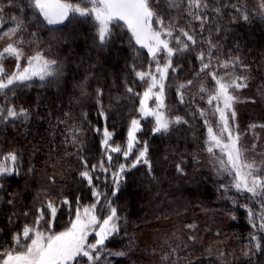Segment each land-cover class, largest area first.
Returning <instances> with one entry per match:
<instances>
[{
    "label": "trees",
    "instance_id": "16d2710c",
    "mask_svg": "<svg viewBox=\"0 0 264 264\" xmlns=\"http://www.w3.org/2000/svg\"><path fill=\"white\" fill-rule=\"evenodd\" d=\"M18 3L23 6L25 0ZM240 3L252 13L248 21L236 19L234 11L225 8L219 20L210 19V26L219 45V58L239 56L247 65L248 87L240 90L238 102L239 131L244 133L242 143L251 144L255 134L264 131L261 127L249 129L251 124H264V16L257 12V0ZM0 6H5V0H0ZM12 16L23 18L26 25L23 36L30 43L24 46L25 56L40 50L61 63L63 75L51 83L36 79L30 87L21 85L6 96L0 95V107L23 108L30 113L26 120L0 119V162L9 153L17 155L15 166L8 162L11 174L0 176V243L5 246L11 245L14 230L33 223L37 209L49 199L59 205L67 197L73 209L77 199L81 206L95 202L79 173L81 158L89 167L102 159L106 162L101 146L105 121L99 115L97 89L103 93L100 100L108 115L107 127L114 131V140L124 145L131 118H139V97L130 95L126 88L132 86L142 93L144 84L137 80L133 68L146 70L151 63L147 52L130 42L126 29L117 27L111 42L101 50L90 18L85 22L77 16L62 25L48 26L30 9L21 13L18 8L6 7V14L0 16V34L15 27ZM7 42H0V48ZM173 60L179 68L175 73L170 71L165 104L170 116L181 115L188 123L173 126L168 134L154 135L152 118L141 120L142 131L137 136L150 145L153 173L149 175L143 166L133 169L116 196L111 195V174L93 173L94 185L113 201L121 217L120 231L103 249L125 253L114 264H264V250L256 251L257 241L252 239L256 236L264 249V231L258 230L259 202L235 189L225 192L231 177L217 174L216 162L205 150L207 129L196 109H209L200 99L198 84L201 78L210 83V77L206 73L196 76L200 62L195 52L178 54ZM3 63L9 72L15 71L14 59ZM188 79L194 84L185 89L182 104L176 87ZM81 84L86 95L81 93ZM208 119L213 125L217 122L215 116ZM73 128L78 130L75 144ZM112 155L113 169L129 162L119 154ZM177 163L182 164L183 174L176 171ZM104 202L102 197L97 205L101 218L107 215ZM250 209L256 216L254 221L249 219ZM13 215L15 222L10 224L8 217ZM73 218L74 212L70 215L68 206L60 205L53 230H64ZM42 227H46L43 222Z\"/></svg>",
    "mask_w": 264,
    "mask_h": 264
},
{
    "label": "snow or ice",
    "instance_id": "6c2138e0",
    "mask_svg": "<svg viewBox=\"0 0 264 264\" xmlns=\"http://www.w3.org/2000/svg\"><path fill=\"white\" fill-rule=\"evenodd\" d=\"M6 7L8 10L18 8L21 13L25 8L30 9L33 16L41 17L42 22L48 26L62 25L77 16L85 18V22L90 18L94 21L96 30L94 39L98 41L101 50L111 42L117 27L126 29L130 34V42H134V46L139 49L146 50L151 63L146 70L133 68L137 80L144 84L143 92H136L132 86L126 88L130 95L139 97L136 109L139 118H131L124 145L114 140V131L107 127L108 115L100 100L103 93L97 89L99 115L105 121L101 146L106 162L102 159L89 167L87 160L81 158L83 168L79 173L91 188L95 202L81 206L77 199L73 209V202L67 197L59 205L49 199L43 207L37 209L38 215L32 224H24L21 229L13 231L11 245L0 243V264H82L85 258L86 264H95L100 259L99 251L104 248L106 241L120 231L121 217L113 201L94 185L93 173L111 174L112 196L119 193L127 174L138 166L145 167L148 174L152 175L150 145L137 136L142 131L141 120L152 118L154 135L168 134L173 126L188 123L181 115L168 114L165 90L170 71L175 73L179 68L173 57L191 52L196 53V59L200 62L196 76L201 77L202 73H206L211 80L207 83L201 78L198 84L200 99L205 100L209 106L208 110L199 107L196 109L207 129L205 150L218 165L217 174L231 177V184L225 187V192L235 189L237 193L247 194L248 199L259 202L261 212L258 230L264 231V160L257 161L248 155L255 150L256 144L246 148L241 142L244 133L239 131L236 124L235 104L241 101L235 93L248 87V68L239 56L223 60L219 58L216 54L219 45L212 38L214 29L210 26V19L219 20L225 15V8L232 9L236 19L248 21L252 13L246 9V5L240 3V0H25L21 6L18 0H5V6H0V16L6 14ZM255 7L258 14L264 16V0H257ZM211 13H215V16H211ZM12 20L16 22L15 27L0 34V42L5 39L8 41L0 48V95L5 96L21 85L32 86L30 82L33 80L51 83L63 75L61 63L48 58L42 51L37 50L32 55L25 56L24 46L30 41H26L23 36L26 30L24 19L12 16ZM206 31L209 33L207 37L204 35ZM8 58L16 61L15 71L9 72L6 69L3 61ZM22 60L26 64L22 65ZM193 84L194 80L188 79L177 85L180 103H185V89ZM80 88L82 95H86L85 85L81 84ZM153 100L155 104L150 106L149 102ZM29 115L28 110L23 108L0 107V119L26 120ZM209 116L217 117L215 125L210 122ZM256 127L264 128V124L249 125L250 130ZM95 131L101 132V129L96 128ZM77 135L78 130L73 128L74 144L77 143ZM113 153L129 162L120 163L113 169ZM8 162L15 166L17 155L9 153L4 157V162H0V176L11 174ZM176 171L183 174L181 163H177ZM95 179L99 180L100 177L96 176ZM102 197L105 201L103 207L107 209L104 218L99 216L97 208ZM60 205H67L70 215L74 212V218L64 230L54 231L53 223ZM248 215L250 220L256 219L251 209ZM8 222H15L14 215L8 217ZM42 222L46 227H42ZM253 227L257 225L253 223ZM90 235L95 236L94 243L89 242ZM252 239L257 241L256 251L264 250L256 236ZM115 255L123 256L125 253L118 252Z\"/></svg>",
    "mask_w": 264,
    "mask_h": 264
},
{
    "label": "rangeland",
    "instance_id": "374dc122",
    "mask_svg": "<svg viewBox=\"0 0 264 264\" xmlns=\"http://www.w3.org/2000/svg\"><path fill=\"white\" fill-rule=\"evenodd\" d=\"M66 22V21H65ZM59 26V25H57ZM146 51V50H145ZM238 97L240 96V91L235 93ZM150 106H154L155 101H150L149 102ZM235 109L237 112V117H236V124H238L239 126V107H238V103L235 104ZM217 123V122H216ZM240 129V126H239ZM256 137L253 138L254 143L256 144V148L254 151H250L248 153V155L250 157H254L257 161L263 160L264 159V131H262L260 133V135H256ZM242 142V141H241ZM263 144V145H262ZM246 148H251V146L253 145V143H249L243 144ZM218 167V165H217ZM89 242L94 243L95 242V236L94 235H90L89 236ZM99 256L100 259L98 261L95 262V264H114V262H116V260L118 259L119 255H115L112 252H108L104 249L99 251Z\"/></svg>",
    "mask_w": 264,
    "mask_h": 264
}]
</instances>
